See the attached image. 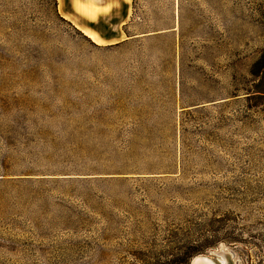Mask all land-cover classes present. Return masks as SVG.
Returning <instances> with one entry per match:
<instances>
[{"label":"rangeland","instance_id":"1","mask_svg":"<svg viewBox=\"0 0 264 264\" xmlns=\"http://www.w3.org/2000/svg\"><path fill=\"white\" fill-rule=\"evenodd\" d=\"M126 1L0 0V264H264V0Z\"/></svg>","mask_w":264,"mask_h":264},{"label":"bare ground","instance_id":"2","mask_svg":"<svg viewBox=\"0 0 264 264\" xmlns=\"http://www.w3.org/2000/svg\"><path fill=\"white\" fill-rule=\"evenodd\" d=\"M85 32L89 33V35H91L92 37H94L95 39L97 38V34L93 33L92 31L88 30V29H84ZM219 254H221V256L223 257V263L224 264H228L229 263V259H230V255L228 253H226L224 251V249L219 251ZM208 256L210 259L209 260H203L202 256L199 255L197 257L194 258L193 260V264H219L217 261H215L211 256Z\"/></svg>","mask_w":264,"mask_h":264},{"label":"crops","instance_id":"3","mask_svg":"<svg viewBox=\"0 0 264 264\" xmlns=\"http://www.w3.org/2000/svg\"><path fill=\"white\" fill-rule=\"evenodd\" d=\"M96 1H97L98 5H99V4H100V3H99L100 0H96ZM124 1L127 3L126 0H124ZM127 4H129V3H127ZM99 7H100V5H99ZM83 12H84V11H83ZM86 13H87V12H86ZM87 14H88V13H87ZM129 14H131L130 11H129ZM88 15H89V14H88ZM87 28H90V27H87ZM90 29L96 31V32L99 34V32H98L97 30H95V29H93V28H90ZM99 35H100V34H99Z\"/></svg>","mask_w":264,"mask_h":264},{"label":"water","instance_id":"4","mask_svg":"<svg viewBox=\"0 0 264 264\" xmlns=\"http://www.w3.org/2000/svg\"><path fill=\"white\" fill-rule=\"evenodd\" d=\"M203 260H209L210 258L208 256H206L205 254L201 255ZM232 262V261H231ZM192 264H193V261H192Z\"/></svg>","mask_w":264,"mask_h":264},{"label":"trees","instance_id":"5","mask_svg":"<svg viewBox=\"0 0 264 264\" xmlns=\"http://www.w3.org/2000/svg\"><path fill=\"white\" fill-rule=\"evenodd\" d=\"M57 3H58L57 0H55V4H56V5H57Z\"/></svg>","mask_w":264,"mask_h":264}]
</instances>
